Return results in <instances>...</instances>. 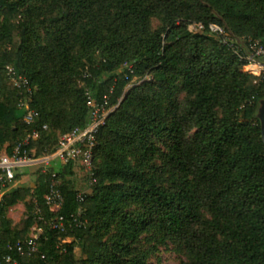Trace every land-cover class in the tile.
<instances>
[{
  "label": "trees",
  "instance_id": "trees-1",
  "mask_svg": "<svg viewBox=\"0 0 264 264\" xmlns=\"http://www.w3.org/2000/svg\"><path fill=\"white\" fill-rule=\"evenodd\" d=\"M0 14V154L5 148L12 154L34 132L38 137L23 150L50 154L62 135L89 123L86 92L99 103L122 98L97 137L96 183L86 187L83 202L71 180L78 165L23 168L34 169L35 185L7 192L0 203V264L6 257L16 264H137L107 252L95 234L101 216L105 226L119 221L133 239L154 229L162 240L182 241L189 264H264V141L256 118L264 74L248 71L234 50L246 54L255 42L264 47V0H0ZM157 16L162 33L151 27ZM32 23L43 27L45 46L31 42ZM212 24L233 41L211 33ZM74 50L88 69L82 71ZM135 51L134 74L118 73L117 61ZM9 66L34 90L33 123L24 120ZM179 83L187 94L182 101L173 97ZM46 125L63 134L57 138ZM160 137L170 140L168 153L156 146ZM159 156L163 165L156 167ZM53 181L64 197L63 233L50 227L55 214L45 202ZM27 198L38 218V251L31 256L10 246L29 238L34 217L12 232L5 216ZM131 206L138 209L127 212ZM80 209L83 226L69 227Z\"/></svg>",
  "mask_w": 264,
  "mask_h": 264
},
{
  "label": "built area",
  "instance_id": "built-area-1",
  "mask_svg": "<svg viewBox=\"0 0 264 264\" xmlns=\"http://www.w3.org/2000/svg\"><path fill=\"white\" fill-rule=\"evenodd\" d=\"M3 21V16L0 14V23ZM198 28H202L198 25ZM211 33L215 35H223L222 27L212 24L209 26ZM250 51L246 57H242L238 49L234 48L235 54L241 59L247 60V70L250 71L256 77H261L264 74V61L261 60L264 57V47L258 43H251ZM238 50V51H237ZM130 74H134L133 65L128 66ZM7 76L11 85L19 90V108L24 112V120L27 123H33L38 116V113L31 108V103L34 96V90L29 80L21 75L14 67H7ZM128 79V77L126 78ZM134 81H131L130 88ZM88 106L90 107V120L89 123L83 128H75L68 133L62 135L58 141V145L54 152L46 154L40 157L32 156L26 150H23V146L28 144L29 139H36L38 133L34 132L32 136H29L23 143L18 144L12 154H0V203L4 200V196L7 194L10 185L14 182L17 173L26 166L37 165L42 169V172H46L51 164L55 161H59L62 164L74 163L83 169V172L87 176V186L89 189L96 183L95 175V148L97 146V137L101 128L105 125L108 117L116 111L122 100L119 99L115 105L110 104L109 96L103 97V102H96L91 95L86 92ZM46 126L43 129L46 130ZM55 177V176H54ZM88 191V190H87ZM85 191H79L77 200L79 202L84 201V196L88 193ZM46 206L49 211L55 214V218L52 219L50 227L56 229L61 233L66 231V219L60 215V210L64 204V197L56 187V182L53 181L49 193L45 196ZM82 214V210L78 211V214L72 216V223L79 228L83 226V222L79 220V216ZM37 235L30 236L24 242H17L10 246V249H17L22 255L28 254L29 256L35 254L38 251L37 248ZM5 264H16L11 257L5 258Z\"/></svg>",
  "mask_w": 264,
  "mask_h": 264
},
{
  "label": "rangeland",
  "instance_id": "rangeland-1",
  "mask_svg": "<svg viewBox=\"0 0 264 264\" xmlns=\"http://www.w3.org/2000/svg\"><path fill=\"white\" fill-rule=\"evenodd\" d=\"M34 7L42 8L44 7L43 4L34 3ZM219 18L222 20V18L219 16ZM25 18H23L24 20ZM224 21V20H223ZM16 22V21H15ZM14 22V23H15ZM35 22V21H34ZM17 23V22H16ZM34 26H30L32 30L34 29L36 31L35 35L32 36L31 42L36 43V45H41V47L45 46V38H44V30L43 27L36 26L35 23H32ZM80 25V24H78ZM226 25V22H224V26ZM165 24L163 23V20L161 17H152L151 18V27L154 32L162 33V29ZM189 30L192 32L199 33L201 30L200 28L196 27L194 24H190L188 26ZM223 34L228 37V34L224 28ZM226 37V38H227ZM227 41H233L232 37H228ZM230 39V40H229ZM232 39V40H231ZM238 51V50H237ZM138 52H134L133 54L127 55L128 58H121V60L117 61V67L116 71L118 73L124 72L125 69L128 68L130 65H134L135 62L131 58L135 57ZM74 56H77V60L81 65H84L85 68H80V70L84 71L85 69L89 68V64L87 62V59L80 54H77V50L73 51ZM97 55L100 54V51H97ZM248 53L242 54V57H246ZM264 61V60H263ZM136 79H134L135 81ZM137 81V80H136ZM35 90L38 91V86H36ZM173 97L178 99L179 101H182L186 98L187 94L186 91L183 88V83L178 84V88L173 91ZM2 98V95H0ZM67 103L63 104L62 106L64 108H67ZM261 107V104H258L257 112H256V118H258L259 109ZM218 114H220V110L218 109ZM260 121V120H259ZM46 131L48 133L54 132V135L58 138L63 133L60 131H52L49 126L46 125ZM154 142L157 147H159L160 153H168V145L170 144V140L166 137H160L155 138ZM153 164L156 167H159L163 165V157L159 156L156 160L153 161ZM22 170V169H21ZM76 172L74 176L71 178L73 181L75 187L79 191H84L87 187V176L83 172V169L78 166L76 167ZM20 172L17 173V175ZM32 174L30 173H21L19 178L16 179L9 187L8 192H11L15 189H28L33 187V182L31 180ZM30 198H27L25 200L19 201L17 204L10 206L6 210V218L9 221L10 229L12 232L19 231L23 229L26 225V222L28 218L31 216L34 217V223L29 229V237L34 235L36 231V224L38 221L37 218V212L35 208L29 209L28 205L30 204ZM138 209V207L131 206L126 211H132L133 209ZM105 217L101 216L99 220L101 221L100 224L97 226V229L95 230V234L98 235L103 242L107 244V252H111L116 255V257L123 261H133L137 264H189L191 261V254L189 253L187 247L185 244H183L182 241L175 240V239H165L162 240L161 234L154 230L150 229L148 231H145L141 233L136 239H133L129 236H124L121 231L120 223L119 221H113L109 223V225L105 226L103 225ZM131 232H127V235H130ZM122 248V249H120ZM106 253V252H105ZM76 258L81 259L83 258V255L80 251V249L75 250Z\"/></svg>",
  "mask_w": 264,
  "mask_h": 264
},
{
  "label": "water",
  "instance_id": "water-1",
  "mask_svg": "<svg viewBox=\"0 0 264 264\" xmlns=\"http://www.w3.org/2000/svg\"><path fill=\"white\" fill-rule=\"evenodd\" d=\"M261 107L259 109L258 118L260 120L261 129H262V137L264 141V99L260 101Z\"/></svg>",
  "mask_w": 264,
  "mask_h": 264
},
{
  "label": "crops",
  "instance_id": "crops-1",
  "mask_svg": "<svg viewBox=\"0 0 264 264\" xmlns=\"http://www.w3.org/2000/svg\"><path fill=\"white\" fill-rule=\"evenodd\" d=\"M5 153H6V148L3 149V150L1 151V154H5ZM35 167H36V166H35ZM33 170H34V169L32 168L31 171H30V174L33 173ZM19 172H20V174L23 173V169L20 170ZM16 179H17V178H16ZM16 179H15V180H16ZM15 180H14V181H15ZM31 180H32V182H33V187H34V185H35V176H34L33 174H32V176H31Z\"/></svg>",
  "mask_w": 264,
  "mask_h": 264
}]
</instances>
